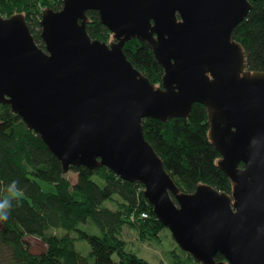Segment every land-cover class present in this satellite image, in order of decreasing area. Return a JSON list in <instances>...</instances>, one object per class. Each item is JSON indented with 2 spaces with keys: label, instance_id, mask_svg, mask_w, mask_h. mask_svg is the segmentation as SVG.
Wrapping results in <instances>:
<instances>
[{
  "label": "water",
  "instance_id": "95a60500",
  "mask_svg": "<svg viewBox=\"0 0 264 264\" xmlns=\"http://www.w3.org/2000/svg\"><path fill=\"white\" fill-rule=\"evenodd\" d=\"M40 11V47L24 14L0 15V103L9 104L69 166H105L143 185L180 249L201 264H264V71L250 70L231 38L248 0H61ZM96 10L111 41L92 39ZM146 41L162 67L155 85L123 52ZM206 108L207 135L231 193L199 184L179 191L145 139V116ZM223 258L215 260V254Z\"/></svg>",
  "mask_w": 264,
  "mask_h": 264
},
{
  "label": "trees",
  "instance_id": "16d2710c",
  "mask_svg": "<svg viewBox=\"0 0 264 264\" xmlns=\"http://www.w3.org/2000/svg\"><path fill=\"white\" fill-rule=\"evenodd\" d=\"M248 1L250 7L231 38L245 52L248 68L264 71V0ZM61 3L0 0V15L23 13L35 42L44 47L39 35L40 11L43 7L56 10ZM86 14L88 35L106 41L111 33L99 21L98 12L87 10ZM122 49L133 67L153 84H160L163 69L146 41L130 38ZM141 127L179 191L190 193L197 185L207 184L231 193L232 182L217 164L220 154L207 135L203 104L192 103L186 117L145 116ZM68 170L76 173L75 181L65 175L61 162L40 136L9 104L0 103V202L10 205L0 204L8 212L7 220L0 221V264H152L126 249L121 237L127 225L142 241L160 240L164 226L144 197L143 185L123 180L105 166L71 165ZM41 182L50 189H44ZM90 226L98 232H90ZM83 239L89 245L86 253L75 248V242ZM30 241L40 243L41 248L33 250ZM166 257L170 264H201L176 243ZM214 257L223 258L220 253Z\"/></svg>",
  "mask_w": 264,
  "mask_h": 264
},
{
  "label": "rangeland",
  "instance_id": "374dc122",
  "mask_svg": "<svg viewBox=\"0 0 264 264\" xmlns=\"http://www.w3.org/2000/svg\"><path fill=\"white\" fill-rule=\"evenodd\" d=\"M112 35L106 40L111 41ZM65 175L70 179V181H75L76 173L68 170ZM41 186L44 189H50V185L41 182ZM111 207L113 204L109 203ZM90 232H98V230L93 226L88 227ZM121 237L125 240V248L133 251L138 256L145 258L152 264H170L168 258L166 257V251L168 248L174 246V240L171 236L168 228L163 227L160 231V240H140L132 227L124 226L122 229ZM31 248L33 250H38L41 248V244L38 242L30 241ZM75 248L80 250L82 253H86L89 249V245L86 240H79L75 242ZM113 258H117L116 254H113ZM92 260V259H91Z\"/></svg>",
  "mask_w": 264,
  "mask_h": 264
},
{
  "label": "clouds",
  "instance_id": "9594fccd",
  "mask_svg": "<svg viewBox=\"0 0 264 264\" xmlns=\"http://www.w3.org/2000/svg\"><path fill=\"white\" fill-rule=\"evenodd\" d=\"M0 204H4L5 207L10 208V205H8L6 201L0 202ZM7 218L8 212L0 209V221L7 220Z\"/></svg>",
  "mask_w": 264,
  "mask_h": 264
},
{
  "label": "built area",
  "instance_id": "2783aa9c",
  "mask_svg": "<svg viewBox=\"0 0 264 264\" xmlns=\"http://www.w3.org/2000/svg\"><path fill=\"white\" fill-rule=\"evenodd\" d=\"M140 215H141V216H146L145 213H140ZM130 219L133 220V219H134V216L131 215V216H130Z\"/></svg>",
  "mask_w": 264,
  "mask_h": 264
}]
</instances>
